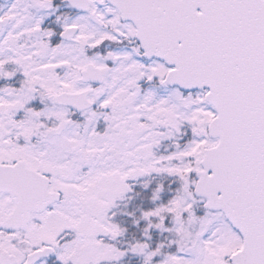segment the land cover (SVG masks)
<instances>
[{
    "label": "snow or ice",
    "instance_id": "snow-or-ice-1",
    "mask_svg": "<svg viewBox=\"0 0 264 264\" xmlns=\"http://www.w3.org/2000/svg\"><path fill=\"white\" fill-rule=\"evenodd\" d=\"M0 264H264V0H0Z\"/></svg>",
    "mask_w": 264,
    "mask_h": 264
}]
</instances>
